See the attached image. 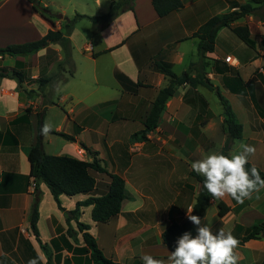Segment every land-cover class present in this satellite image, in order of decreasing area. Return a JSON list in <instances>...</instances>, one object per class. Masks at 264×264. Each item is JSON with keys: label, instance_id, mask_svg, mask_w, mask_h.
<instances>
[{"label": "crops", "instance_id": "obj_1", "mask_svg": "<svg viewBox=\"0 0 264 264\" xmlns=\"http://www.w3.org/2000/svg\"><path fill=\"white\" fill-rule=\"evenodd\" d=\"M249 1L182 0V8L160 17L152 0H134L133 10H122L98 32L94 27L93 32L84 30L79 26L81 19L78 20L69 35L71 63H64L63 48L55 42L34 53L0 56V71L14 68L22 75L21 82L10 77L0 79V264H28L32 259L29 240L35 238L39 244L30 227L29 215L34 199L45 190V183L40 182L35 190V183L29 177L28 154L37 140L38 113L46 99L53 103L45 109L43 124L47 110L58 109L62 118L53 130L73 135L76 141L51 132L49 135L59 136L63 142L56 152L54 139L42 136L44 150L87 161L97 157L109 172L121 175L126 181L127 197L120 213L100 222L115 219L117 232H121L111 239L108 258L117 264H142L141 256L149 254L167 261L171 251L162 234L171 220L187 219V209L192 208L201 189V183L190 173V162L202 158L211 147L214 141L210 137L211 129L216 123L222 125L224 115L216 121L209 101L212 90L202 85L182 84L167 100L157 128L147 139L135 141L131 137L144 128L155 97L169 83V77L156 68V63H170L174 72L183 74L202 58L198 52L199 38L195 36L199 27L213 15L239 10L240 5ZM39 2L43 7L56 6L64 11L52 22L34 10L29 0H0V47L38 40L50 29L64 30L65 17L71 18L77 12L64 15L66 9L60 1L56 5H51L49 0ZM91 2L98 11L90 16L106 13L111 6V0L85 1L88 7ZM254 6L257 7L254 12L232 23L249 26L254 47L238 38L231 28L222 27L216 36L214 52L207 53L203 60L208 77L229 100L243 125L242 137L235 141L256 147L251 163L264 171V22L261 17L264 6ZM227 55L235 57L238 64L225 62ZM62 65L69 66L66 69L69 73L63 69L67 76L64 81L56 86L54 81L40 86L41 78L55 76ZM191 72L195 75L196 69ZM236 75L246 85L243 93L230 88ZM27 108L30 112H26ZM158 132L164 138H156ZM224 135L223 144L225 132ZM24 143L27 144L23 146ZM105 160L110 162L109 167ZM93 175L95 189L88 194L69 196L71 202L64 203L62 210L57 206L55 213L44 216L42 203L38 204L40 239L51 244V257L59 258L62 254L63 260L67 258L58 264H93L90 254L83 251L84 243L80 252L70 250L65 216L76 208L78 201L107 192L109 175L101 172ZM259 195V199L254 195L243 203L226 197L222 201L230 210L224 216L218 214L219 200L212 199L201 217L202 223L206 224L211 207L216 205L213 214L221 219L233 213V226L225 231L241 239L242 226L245 229L264 220V190ZM91 210L92 206H81L76 216L78 221L90 226L89 231L91 225L98 223L92 220ZM42 217L49 229L46 236L41 228ZM224 227L220 220L212 225L214 232ZM195 229L193 224L190 232ZM94 236L103 249L101 237ZM260 242V239L243 242L238 264L259 263L248 262L245 256L244 261L242 255L247 250V256L255 258L252 248Z\"/></svg>", "mask_w": 264, "mask_h": 264}, {"label": "trees", "instance_id": "obj_2", "mask_svg": "<svg viewBox=\"0 0 264 264\" xmlns=\"http://www.w3.org/2000/svg\"><path fill=\"white\" fill-rule=\"evenodd\" d=\"M32 3L33 9L40 12L44 17L51 19L52 17L47 15V8L40 5L39 0H29ZM134 0H111V6L108 12L100 15H87L76 13L73 17H65V25L63 29H50L42 38L38 40L9 44L5 47H0V56L5 55H19L29 54L38 51L39 49L47 46L48 44L55 42L59 43L64 51V63H71V41L69 38L75 23L83 18L89 19L94 27V31L98 32L102 27L108 25L122 10H133ZM152 4L157 14L160 17H164L171 12L183 7L182 0H152ZM258 7L264 6V0H250L248 3L239 6V10L226 12L222 14H215L205 21L199 29L195 32V36L199 38L198 52L202 57L199 62L192 63L190 69L183 74H177L173 71L172 65L166 62L156 63V68L169 77V83L162 88L155 97L150 111L148 112L145 121L144 128L135 132L131 139L140 141L147 139V135L155 130L158 126L159 119L165 108L167 100L173 96L176 88L182 84H189L191 87H198L199 85L205 86L210 90H215L219 96L220 102L224 110L223 130L226 134V139L222 147L221 152L224 155H229L231 145L236 139L242 137L243 125L240 123L235 115L229 100L223 95L220 88L215 86L211 79L208 77L206 71V61L203 60L207 53L214 52L216 36L220 28L229 27L234 34L244 41L250 47H254L255 41L252 32L248 25H232L234 21L241 19L242 17L254 12ZM60 16V15H59ZM262 20L264 22V14H262ZM262 46L264 48V37L262 40ZM63 69V65H62ZM196 69L195 75H192L191 70ZM3 69L0 71V79L3 77L16 78L20 82L22 81V75L20 71L11 68L9 71ZM72 74V70H70ZM57 78L51 76L49 78H41L40 86L44 83L55 81ZM60 81V79H57ZM58 81V82H59ZM230 88L237 92L243 93L246 90V85L243 79L236 75L231 79ZM235 83V84H234ZM234 85V86H233ZM31 95V91L27 92ZM52 101L43 103V109L38 113V135L36 143L30 148L28 154V161L30 163L29 177L35 183V190L40 182H44L50 190V193L58 203V206L63 209L59 196L62 194L68 196H74L77 194L91 193L96 187V178L93 172L107 173L110 177V184L106 193L95 196L90 195L84 200L77 202L76 208L71 210L70 213L77 216L81 206H92L91 216L95 222H107L110 218L118 215L122 208V203L127 197L126 195V181L125 179L116 173L109 172L102 166L100 160L94 157L93 160L87 161L75 158L69 155H54L47 153L42 144L41 128L43 126V119L45 116V109ZM30 108L26 109V112H30ZM52 133L58 134L69 141H76L73 135L53 130ZM252 163L249 164V168ZM260 175L264 178V171L261 170ZM191 175L201 183V189L195 198V202L192 207L193 215L202 217L204 212L212 200L210 194L203 187V177L199 176L193 170L190 171ZM39 196L34 199L29 215L30 227L38 240L41 248L46 250L47 264L51 263V251L48 244H43L39 237V230L37 226L39 212H38ZM218 214L224 216L229 210L230 206L222 200L218 201ZM77 227L82 234V241L85 247L83 251L90 254V261L93 264H117L112 259L106 257L102 249L98 246L97 240L94 235L89 231L90 226L84 222L77 220ZM193 224L187 218L183 222L171 220L170 225L164 230L162 234L163 241L170 251H174L176 247V241L185 231H191ZM241 241L246 242L250 239L264 238V220L256 222L245 229ZM256 264H264V259Z\"/></svg>", "mask_w": 264, "mask_h": 264}, {"label": "clouds", "instance_id": "obj_3", "mask_svg": "<svg viewBox=\"0 0 264 264\" xmlns=\"http://www.w3.org/2000/svg\"><path fill=\"white\" fill-rule=\"evenodd\" d=\"M53 128L51 122L45 121L41 135L47 137ZM256 151L255 146L241 142L238 150L229 155L211 152L193 161L190 166L203 177V187L213 200L230 197L243 203L254 195L259 199L260 192L264 190V178L257 166L252 164L249 168L250 158L256 155ZM193 209H187V218L196 225L197 234L193 236L185 231L178 237L175 250L170 252L167 261L145 254L141 256L142 264H238L241 259L237 251L239 239L223 228L214 232L210 223L203 224L201 217L192 214ZM40 259H30L28 264H38Z\"/></svg>", "mask_w": 264, "mask_h": 264}, {"label": "rangeland", "instance_id": "obj_4", "mask_svg": "<svg viewBox=\"0 0 264 264\" xmlns=\"http://www.w3.org/2000/svg\"><path fill=\"white\" fill-rule=\"evenodd\" d=\"M49 1L52 2L51 5H56L57 2L60 1L66 9V12L64 15H68V16H70L69 14H71L73 12L75 13V11H77L76 13L87 14V15H92L90 13H97V11H98V8L94 4H92V2L90 3L91 4L90 7H88L86 5L85 1H88V0H55V2L53 0H49ZM76 9H79V10H76ZM63 11H64V9L61 10L60 8H57L56 6H50L47 8L46 14L51 16L52 20H57L60 17L59 15H61L63 13ZM93 15H96V14H93ZM79 24H80L79 26H81L84 30H88L89 32H93V24L87 18L81 19V21H79ZM61 67L59 68V71L55 74V78L60 79V81H64L67 78L65 71L67 72L66 69L69 66L65 65L63 67V69L65 71ZM67 73H69V72H67ZM57 79L53 82L54 86H56L58 81H59ZM215 86H217V85H215ZM49 101H50V99H48V100L46 99V100H43V103H46ZM209 101L211 102V107H212V110L214 111L215 119L218 122L220 119V116L222 114L224 115V110H223V106L220 102L219 96L215 90L210 91ZM61 118H62V116H61V113L58 109L49 108L46 112L45 121H49L55 126V125H57L58 121ZM236 118H237V115H236ZM211 131L213 133L211 134L210 137H212L214 141H213V143L211 142V147L205 153H203V156L206 154H209L211 152H221L222 147L224 145L223 141H224L225 135H224V130L222 128V125L220 123H216L212 127ZM50 136L51 135H48L46 138H48ZM158 137L164 138V135L162 133L158 132V133H156V138H158ZM51 138L54 139V145L57 146L55 151L56 152L59 151L60 146L58 147V145L60 144V142H63L62 138L59 136H54V137L51 136ZM26 144L27 143H24L23 146H25ZM239 144H240L239 141H235L234 145L233 146L231 145L233 148V150L231 152L238 150ZM174 148L178 149V148H180V146H176ZM46 149H47V151H49V149H50L49 145H47ZM192 162L193 161H191L190 163H192ZM104 164H106L109 167L110 162L108 160L107 161L105 160ZM40 192L41 193L39 194V203H42L44 216L50 212L55 213V211L57 210L56 208L58 206V203L56 202V200L54 199L52 194L49 192L46 184H45V190L43 189ZM70 198L71 197L66 196V195H63V196L60 195L59 200H60L61 205H64V203L71 202ZM215 207H216V205H213V207H211L212 211H209L206 224L210 223L212 226L217 220L218 221L220 220V223L225 224L224 229L232 228L233 223H234L233 213H231V214L227 215L225 218L221 219L218 215L213 214V212L215 211ZM86 212L88 213V211H86ZM87 213L85 216L88 219L90 217H89V213H88V217H87ZM70 214L69 213L65 214L66 223H67L66 226H69L68 233H69V236L71 237V249L70 250L71 251L75 250V251L80 252L81 244H83L82 236L80 235V232H79L78 227H77V223L75 221L76 216L74 219V215L72 214L73 216L70 217ZM41 225H42L41 228L43 231V235L46 236V233H48L47 231H49V229L46 226L45 217L41 218ZM241 231H243V229ZM90 233L92 235L93 234L96 236L99 235L101 237V243H102V247H103L102 250L104 252V255L106 257H110V255H111V239H113L114 237H117L118 235H121L120 231L117 232L115 219L109 221L108 223H96V224L91 225ZM195 233H196V229H195V231H193L192 235H194ZM260 240H261V242L259 245H256L253 248L251 247L253 249V251L255 252V258L250 259L249 256H247V254L249 252L246 250L247 252L244 251L243 252L244 255H242L243 260L245 259V257H247L246 260L248 259V262H251V261L260 262L264 259V238H260ZM239 241H240V245H239V248L237 251L240 252L241 248L243 251V247L241 246V245H243V242L240 239H239ZM29 242L32 245V251L30 253V256H32V259L39 257V258H41L39 260V262L41 261L44 264L47 260L46 250L44 248H41L40 244H38L37 241H35V238L34 239L31 238L29 240ZM41 242L45 245L47 243V241L45 239H41ZM47 244H48V247L51 251L52 250L51 244H49V243H47ZM258 250H260V251L258 252ZM59 255H60L59 258L58 257L53 258V256L51 257V263L52 264H58L59 262L62 263L64 260L67 259V258H65L63 260L62 254H59ZM39 262H38V264H39Z\"/></svg>", "mask_w": 264, "mask_h": 264}, {"label": "built area", "instance_id": "obj_5", "mask_svg": "<svg viewBox=\"0 0 264 264\" xmlns=\"http://www.w3.org/2000/svg\"><path fill=\"white\" fill-rule=\"evenodd\" d=\"M224 60H225V62H227L231 65H237L238 64V60L235 57H233L232 55H227Z\"/></svg>", "mask_w": 264, "mask_h": 264}, {"label": "water", "instance_id": "obj_6", "mask_svg": "<svg viewBox=\"0 0 264 264\" xmlns=\"http://www.w3.org/2000/svg\"><path fill=\"white\" fill-rule=\"evenodd\" d=\"M191 224H193V222L191 221Z\"/></svg>", "mask_w": 264, "mask_h": 264}]
</instances>
